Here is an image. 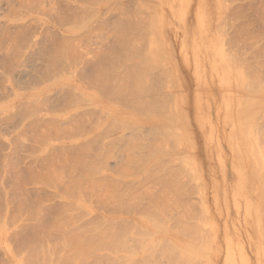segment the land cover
<instances>
[{"label": "bare ground", "instance_id": "bare-ground-1", "mask_svg": "<svg viewBox=\"0 0 264 264\" xmlns=\"http://www.w3.org/2000/svg\"><path fill=\"white\" fill-rule=\"evenodd\" d=\"M31 1L33 2V0ZM169 1L171 2V11L175 28L177 27V20L179 19L181 25L184 27L183 31L187 32L186 41L188 47L189 45L191 46V53L197 65L195 83L199 97L202 98L203 95H205V85L209 75H223L222 93L225 101V110L227 111V122L232 124L231 142L237 151L236 160L244 166L247 164H251L252 167L255 166V168H252V170L254 169L256 172L255 175H257V173L261 176L263 175V178L260 177L263 179V181H261L263 190L260 188L262 185L259 186V188L263 192H261V203L258 205V211L259 226L264 233V78L262 79L261 77L263 75L262 70L264 64L262 65L263 67L261 66L262 70L258 68L262 71L260 75L254 71L256 68L255 66L252 69V67H249V65L252 64L246 63L249 64L247 66L244 63L245 61L241 60L247 52L244 53L245 55L242 53V58L238 56L239 53L237 51L238 48H235L236 45L239 47L241 42L243 45L247 42L241 38L243 27L242 29H240L241 27L238 28L239 30L235 29L237 31L234 30L235 33L231 30L234 33L233 37L229 36L227 33L228 31L230 33V28L228 29L226 27L228 24H232V22L230 23L229 21L236 19L239 14V11L237 12L236 9L232 7L234 11H232L231 16H228V13L231 11V4L235 0H213V4L218 7V12L216 13H219V19L217 21L220 23L219 25H215L212 9L211 15L208 14L209 8L207 7V0H199L202 4L198 2L195 18L197 24L194 23L195 25L187 22L188 20L185 17L186 4L190 3L189 0H129L128 2L127 0L124 2L122 0H58V3L56 0H50L49 5H47L50 9L47 10V7L42 8L40 4L34 2L33 6L36 7V10L37 8H41L39 10L41 15L48 17V19L44 17V19L37 18V21L48 26V28L46 27L47 30L49 27L57 29L55 31L60 33L63 37L57 36V39L58 37L61 38V41L55 39V41H58H56L57 43L53 41L55 42V47L51 56L47 58L49 59L51 57L50 60H48L50 62V65H47L48 69L44 68L45 71L47 70L45 74H41L42 76L39 77V80H35L36 84L32 83V85L27 87L23 85L24 88L19 86L21 83V78H19L18 82L15 83L16 88L13 90L11 102L1 106L0 109H16V114L18 111L24 118L28 119V117H32L35 119L33 123L31 121L34 119L31 118L32 120L29 122L31 125L28 127L33 130L35 129L34 132H39H36L37 135L33 134L35 136L32 141H34L35 146L32 152L36 155L35 157L39 158L37 160H40V166L37 167L35 165L38 168L35 170L34 168L32 169V166L28 169V172L26 171L32 174V178L28 180H32L34 184L39 186L42 185V187L48 186L52 188V186L55 187L58 185L59 187L62 185L61 187L63 188L61 205L55 208V210L53 209L55 213L52 215L49 222H44V216L50 213L47 209L45 210V205H43L44 202L42 204L34 199L37 204L28 202L31 204L26 211L30 214L27 216L26 221L30 223H23L24 226L23 224L20 226V232H17L15 229L16 234L13 235L14 241L18 239L20 242L23 240L24 234H26L24 239L28 240L30 237V242H43V247H45L46 242H49L48 247L46 245L47 248L45 249L41 248L42 250H40V248L36 247L38 249L35 250L38 251L36 254L38 255L41 253L42 257L38 259L41 263L35 259L34 261H36V263L51 264L53 261V263L56 262L58 264H103L104 262H107V264H158V260H162V262L164 261L166 264H211L209 251L206 248L207 245V247L210 246L211 240L210 237L207 236L208 234L206 235V233L203 232V223H207L208 219L204 216V211L198 208V205L201 204V198L198 200V205L194 203L197 207L193 205V203H190L191 201L188 202L190 197L187 202L188 204H192L189 207L194 209L197 208L196 211L199 210V214L196 213L199 215L198 217H200V214L203 215V217H200L201 220L196 218L198 222L199 220H204L203 223L201 222L200 225H194L192 221L197 217L195 214L196 211L194 209L191 210L192 208L186 209L187 207L183 205V208L181 207V211L183 212L180 211L181 215H178L180 214V209H177V225L173 223L176 221L174 219L171 223L172 220L167 219L169 216L167 217L165 212L173 205L168 198V193L170 192L167 193L168 196L165 195V188L178 190L180 186L179 174L173 173L167 166H162V169L166 171L167 174L165 178H163V176L160 177L156 171L161 168L160 153H157L162 144L153 139L151 134H153L154 137L157 135L162 136L163 142L166 144L172 143L173 146L178 148L182 146L186 147V142L189 143V141L185 139L186 136L183 134V124L187 122V120L185 121V116L182 114L177 116L180 111L177 113L178 111L172 112L168 110V105L173 102L174 98L176 100L178 96H185L182 91L178 92L180 86L178 75L175 72H171V69L169 72L162 70L167 66L166 62H168V60L169 62L171 61L169 59V49L167 47L169 43L162 39L165 34L164 31H166V18L163 6ZM21 2L32 4L29 0ZM37 3L40 2L37 1ZM62 3L65 4L63 5ZM55 4L58 7L62 4V8L66 5L67 8L65 7V9L67 10L63 9L60 12V9H62L60 7V9H58L59 11L54 13V9L56 8ZM24 6L23 4V7ZM103 9H106L104 13L107 12V9L111 12L114 10L115 13H117V18H115L112 24H108L107 27L103 24L105 19L103 20V18L100 17L104 14H102ZM215 10H217V8H215ZM227 10L230 11L227 13ZM28 11H30V9ZM36 12L37 11H31V13ZM58 12L60 13L58 14ZM115 13H113L114 16ZM94 21L99 23V26H95L96 28L93 26ZM191 25H193V27ZM226 29H228L227 32ZM93 34L94 36L97 35V38L101 39L103 42L112 35L115 39L113 42L114 44H107L106 46L103 44L104 46L102 48L105 50L102 48L98 50L85 49L83 46L87 43L88 36ZM55 35L56 34L53 36L55 37ZM230 35L232 34L230 33ZM80 38L83 39L81 43L87 38L85 41L86 43H84V45L82 44L83 46H79V41H81ZM89 44L91 45V43ZM169 46L172 50V42H170ZM239 48H241V46ZM259 50L257 51L259 52ZM172 51L174 52V49ZM260 52L261 54L263 53L262 51ZM200 58L203 60L198 62ZM66 59L69 63L65 62ZM90 60L93 62H88ZM258 60L261 61V59ZM206 61L208 63V65H206L207 68L205 72H202L200 65ZM61 62L63 67H66L67 64L76 67L82 62L87 66L88 70L90 68V75H82L81 77L80 72L77 71L76 75L78 76L79 74V77H81V79L79 78L81 80L80 84L78 79H76L78 77H73L70 75L71 73H60L62 70L65 71L63 67V69L58 67ZM168 65L170 66L171 63H168ZM26 67L24 66V70H21V74H19L23 76V78L29 70ZM56 67L59 68L60 71L57 73L59 75L54 76L52 72L54 70L56 71ZM176 67L178 68L177 65L175 68ZM40 68H42V66H40ZM52 68L55 69L53 70ZM68 68L66 67L65 72H68ZM73 68L71 67V69ZM171 68H173L172 65ZM177 71L179 72V70ZM83 73L86 74L85 72ZM179 77L181 76L179 75ZM205 78L206 82H204ZM164 79H170L171 82H173L175 94H167L168 96L161 95L162 82ZM180 80L183 81V79ZM53 94H65L60 102L62 103L63 101L64 104L68 101V105L66 106V103L65 106L62 104L64 109L61 108L62 110L60 111H57V104L56 106L51 104V107H49V102L54 101ZM53 103H55V101ZM41 107L43 110H46L48 118L46 123L44 122L45 118L41 117L43 115ZM91 110L95 113L99 111L98 114L96 113L98 117L96 115L95 117L101 119L97 120L94 119L95 117H92L93 119L90 118L91 121H94V123L96 121H101V123L97 122L98 124H94L89 119L86 120L87 117L94 116L95 113ZM90 111L92 113H90ZM83 119L87 122H84ZM11 121L12 120L9 122ZM85 124L86 126L92 124L94 126L91 127L90 130H88V128L87 131H82L81 129ZM32 125H34V128L31 127ZM100 125L103 126V128L105 127V131L110 130L111 133H109L111 135L112 131L114 133V131L118 129L120 132V130L124 128H132L133 136H131V132L127 133L130 134L131 138L133 137L132 139L124 135L125 133L122 135L119 133V136L123 140L122 142L127 143L126 145L129 146L120 143L121 141H116L118 138L121 140L120 137H115V141L112 137L111 142L106 141L104 138L108 133L107 131L106 134L102 133ZM139 126H147L148 128H139ZM29 131L31 130L29 129ZM29 131L27 130V132ZM116 131L114 134H118ZM133 131L135 134L139 132L138 134L143 139L145 138L143 140L138 135V140L141 138L140 140L143 142H141V145L140 141L139 143H135V141H137L135 140L137 136L135 137ZM20 132L22 133V131ZM103 134L104 137H102ZM148 134H150L152 138H150ZM31 135L29 137H31ZM101 137L103 141H106V145L100 142ZM23 138L26 137L24 136ZM23 138L22 141H25ZM126 138L127 142H125ZM147 138L148 140H146ZM149 139H153V142L149 141ZM144 141H147L146 144ZM19 142L21 143V141ZM117 143H119V146ZM188 145L191 146L192 144L189 143ZM147 146L153 149L151 158L148 159L147 163L141 165L143 160H141L142 154L140 152L142 148L144 149ZM190 146L188 147L191 148ZM112 147L116 149L114 148V151H112ZM119 147L123 149L119 150ZM125 148L126 152L124 150ZM147 150L148 149L145 151ZM119 151H123V153L121 152V154ZM126 153L128 160H125V157H127ZM173 155H177V153L175 154V152H173ZM173 155L170 156L174 157ZM115 156L116 159L120 157L123 163H127L126 165H123L122 162L119 163L122 164L121 166L119 165V168L117 167L118 171H115L118 177L115 174H111L110 172L114 171L107 167ZM164 157L166 158V156ZM164 157L163 159H165ZM105 160H109V164L105 162ZM6 163H8V161ZM12 164L10 167H12ZM105 165H107L106 168L108 170L105 169ZM115 166L118 165L115 164ZM6 167L9 169V165ZM15 168L17 167L15 166ZM139 168L142 171L140 172L143 175L142 178L141 174V176L139 173L136 175L134 172V170ZM103 169H105L104 171L110 170L109 174L111 175L107 174L108 172H104L102 175L101 172ZM186 169L187 167L183 170L185 171ZM4 170L7 171L6 168ZM8 171L11 170L9 169ZM99 172L102 176L98 175ZM118 172H121L119 173L121 176H119ZM16 173L18 174V170ZM29 174H27L26 177H28ZM105 174L107 175L105 176ZM12 175L10 174V176ZM24 184L27 185L28 183L24 182ZM19 185H21V183H19ZM122 185H125L126 190L125 188L123 189L124 186L122 187ZM135 185H139L138 188ZM140 185L143 186L140 187ZM131 189L133 190L130 191ZM129 191L131 193H129ZM21 195L23 196L24 194L22 193ZM28 198L27 200H29ZM180 198L181 196H179V199ZM185 198L186 197H184V199ZM18 203L20 205L21 201ZM92 204L95 208L92 207ZM110 204L116 206L117 212L121 211L127 217H119L124 214H118L119 216L115 217L116 214L109 211L113 216H108V214L107 216L100 215V217L98 216V220L90 222L89 224H82L80 221L84 217L77 214L81 212H74L77 209L83 212V216H89L90 214H94L93 211L98 207L97 205L101 208L103 207L102 209H107ZM19 205H17L18 208ZM22 205L24 206V204ZM22 205L21 207H23ZM17 206H15L16 210ZM201 206L202 204L199 207ZM106 209L104 210L107 211L108 209ZM136 211L142 212L140 216H138L139 219H133L131 216V212L135 215L134 213ZM170 211L171 210H169V213H171ZM127 213L131 215L128 216ZM173 214L172 217L175 218V214ZM189 214L193 215L191 216L193 219L188 216ZM1 217L2 216H0V218ZM189 219L192 225L189 224ZM0 222L2 223L4 221L1 220ZM1 223L0 242H6L8 233L4 224ZM206 223H204V225ZM201 226L203 227L202 229ZM200 233H204V237L206 236V238H209L210 242L205 243L204 241H207L205 238L203 240L204 243L200 242L199 240L203 237ZM51 242H53L52 245L50 244ZM132 244H134V246H132ZM38 245L41 246V244ZM19 249L21 248L19 247ZM37 257L38 256H36V258ZM212 262L213 264L215 263L214 261Z\"/></svg>", "mask_w": 264, "mask_h": 264}, {"label": "rangeland", "instance_id": "rangeland-1", "mask_svg": "<svg viewBox=\"0 0 264 264\" xmlns=\"http://www.w3.org/2000/svg\"><path fill=\"white\" fill-rule=\"evenodd\" d=\"M21 1L25 2V0H21ZM21 1L20 0H0V108H1V106L6 105L7 103L11 102V99L13 97V90L16 88L15 83L18 82L19 78H21V80H22V81L20 80L21 83L19 84V86L22 88L23 85H25V87H27L29 85H32V83L36 84V81L39 80V77L42 76L41 74H43V73L45 74V72L47 70L45 71L44 68L48 69L47 65H50V62L48 60H50L51 57L49 59H47V58H48V56H51V54L53 53V50L55 47L54 43L57 40L61 41V38L63 37L60 33L55 31L57 29H54L53 27H49V29L47 30L48 26H45L42 22L37 21L38 20L37 18L48 19V17L42 16L41 13L39 12V10L41 8H37V10H36V7L33 6V3L35 2L36 4H40V7L44 8V7H47V5H49L50 0H33V2L31 0H29L30 2H32L31 5L26 4V3H22ZM37 1L40 3H37ZM56 1L58 3V0H56ZM122 1L124 2L126 0H122ZM128 1L129 0H127V2ZM189 1H190V3L186 4L185 17L188 20L187 22H189L191 24H194V23L197 24L195 18H196V12L198 9V2L200 4H202V3L199 0H189ZM23 4L25 5L24 7H23ZM62 4H60L61 6H59V7L55 4L56 8L54 9V11H55L54 13L59 11L58 9H60V7L62 8V6L64 5V4L63 5ZM65 7H66V5L62 9H60V12L63 9L67 10V9H65ZM207 7L209 8V10H208L209 15H211V9L213 11L212 14H213L214 19H215V25H219L220 23L217 22L219 19V13L218 14L216 13V12H218V7L213 4V0H207ZM232 7H234V9H236L237 12L239 11L238 12L239 14H238L236 19L229 21L230 23L232 22V24H230L232 26H230L228 24V26L226 27L228 29L230 28L229 30H230V33L232 35H230L228 29H226V32L228 31L227 33L229 34V36L233 37V34L235 33V31L239 30L238 28L241 27L240 29H242V27H243V30L241 32V38L243 40H246L247 44L245 43L243 45L242 42H241V44L239 43L241 48H239L240 46L238 47V45H236L235 48H238V50H237L239 53L238 56L239 57L241 56L240 58H242L243 57L242 55L247 52L246 55L244 54L245 56L241 60L245 61L244 62L245 64L246 63L252 64V65L246 64L247 66L249 65L250 68L252 67V69L255 66L257 69L255 68L254 71H256L258 74L261 75V72L263 71L262 74L264 75V68L262 70V67L264 66L263 65L264 64L263 63V61H264V59H263L264 58V0H235L231 4V7H230L231 11L227 10V13L230 11L228 13V16H231L232 11H234V9ZM215 8H217V10H215ZM29 9H30V11H28ZM47 9H50V7L48 6L46 8V10ZM163 9L165 10V18H166L165 19V29L167 31V32L164 31V33H165L164 35H169V36L163 35L162 39H163V41H166L167 43H169V45H170V42H172V45H173L172 47L174 49V52L172 51L173 49L171 50V47L166 43L167 47L169 49V56H170L169 59L171 61L169 62V60H168V62H166L167 66H165V68H163L162 70L169 72L171 69V72H175L178 75L179 85H180L178 88V92L182 91L185 95L182 97L178 96L176 98V100L174 98L173 102L168 105V110H170L172 112L178 111L177 113H179V111H180V113L177 116H179L180 114L185 116V121L187 120V122L185 124H183V131H184L183 134L186 136L185 139H187V141H189V143L192 144L190 146V145H188L189 143L186 142L187 143L185 145L186 147L182 146V147L178 148V147L173 146L172 143L166 144L165 142H163L162 136L157 135L156 137H154L153 134H151L153 139H155L157 142L158 141L161 142V144H162V146H160L159 151L157 153V154L160 153L159 155L161 158V161H160L161 162V168L156 170L157 174L160 177L161 176H163V178L166 177V175H167L166 171H164L162 169V166H167L169 169H171L173 171V173L179 174L180 186H179L178 190L177 189L171 190L169 188H165V195H167V193L170 192V193H168L169 196L168 195L167 196L171 200L172 205H173V206H171L172 208L171 207L168 208L169 210H171L170 211L171 213H169V210H167L165 212V215L167 217L168 216L171 217V218H169V217L167 218L168 220L169 219L172 220L171 223L173 222V219L176 220L173 223L174 224L176 223V225H177V219H178V217H177L178 210L177 209H180L179 210L180 214H178V215H181V212H183V211H181V207L183 208V206H186L187 207L186 209H188V208L191 209L192 207H189V206H191L192 204H190V203H193V205H196L194 203H197V205H198V203H199L198 200L201 198L200 200H201L202 206L199 207L201 205V204H199L198 208H199V210L202 209V211H204L203 212L204 216H206L208 219L207 223L204 222V220L200 221L201 220L200 217L201 216L203 217V215L200 214V217H198L199 215H197L196 213H198L199 210L196 211L197 208L196 209L192 208L191 210L194 209L196 211V212L194 211L195 214L197 215V217H195V219L196 218L200 219L199 222L197 221L198 219H196V220L194 219V221H192L193 218L191 216H193L192 215L193 213L191 215L189 214L188 216L192 218V219L191 218L190 219H191L192 223H194V225H200L201 222L206 223L205 225L203 223L204 228L201 226V229L202 228L204 229L203 232H205L206 235L208 234L207 236H209L210 240H211V244L209 243L210 246L209 247H207L208 245L206 246V248L209 251V256L211 258L210 259L211 264H213L212 261L215 262L214 264H264V233H263V230H261V227L259 226V211H258V205H259V203H261V192H263L262 191L263 185L261 183V181H263V179H261L260 177L263 178V175L261 176L259 173H257V175H255L256 172L254 171V169L252 170V168H255V166L252 167L251 164H247L244 166L242 163H240L236 160L237 151L235 150V147L233 146V144L231 142L232 124L230 122H227V120H228L227 119V111L225 110L226 109L225 101H224V96L222 93L223 75H219V74H215V75L213 74L212 75L211 74V75H209L207 82H206V78H205L204 82H206L205 86L207 87V88L205 87V92H204L205 95H203L202 98L199 97V93L196 89V83H195L196 82L195 76L197 73V67H196L197 65L193 59L194 58L193 54L191 53V46L189 45V47H188V44L186 41L187 32L183 31L184 27L181 25V22L179 21V19L177 20L178 24H177V27L175 28L170 1L167 2V4H165L163 6ZM201 9H202V7H201ZM105 10L106 9H103L102 14L104 13ZM31 11L32 12L37 11L39 13L38 14H36L37 12L31 13ZM60 12H58V14ZM112 12L109 9H107V12H105L106 14L104 13L105 15L103 14L102 16H100L101 18H103V20L105 19V21H103V24L106 25V27L108 24H112L114 22L115 18H117L116 17L117 13H115V11H114L113 12V13H115V16H114V14ZM47 16H50V15H47ZM95 22L96 21H94V25H93L94 28H96L95 26H99V23H97V22L95 23ZM92 24H93V21H92ZM191 26L193 27V25H191ZM244 26H245V28H244ZM50 30H52V31H50ZM170 30H172V31H170ZM186 30H187V28H186ZM53 33L56 34L55 35L56 38L53 36L54 35ZM57 36H59L61 38L58 37V39H57ZM93 36H94V34L88 36V39L86 38L87 41L85 39V41L88 44L91 43V45L90 44L88 45L85 41L83 43H81L83 39L80 38L81 41H79V46H83L84 43H86L83 46L85 49L98 50L99 48H102L104 45L106 46L107 44L108 45L114 44L113 42L115 41V39L112 35L108 37L109 40L106 39L104 42L101 41V39L97 38L98 37L97 35H95L96 37L94 36V38H93ZM83 37H85V36H83ZM165 37L166 38L168 37V38L166 39ZM55 39H57V40L55 41ZM90 39H92V40H90ZM78 40H79V37H78ZM53 41H55V42H53ZM88 41H90V42H88ZM91 41H93V42H91ZM87 45H88V47H87ZM102 49L105 50L104 48H102ZM257 50H259V52ZM260 51H262L263 53L261 54ZM173 54H174V56H173ZM171 56H173V57H171ZM174 59H175V61H174ZM258 59H261V61ZM37 60H38V62H37ZM200 60H203V59L200 58L198 62H200ZM257 60L259 63L257 62ZM243 61H241V62H243ZM65 62L69 63L67 61V59ZM88 62H93V61L90 60ZM66 63H65V65H66ZM168 63L169 64L171 63L173 68H171V65L169 66ZM28 64H29V66H28ZM176 65L178 66V68L176 67L177 69L175 68ZM206 65H208L207 61L200 65L202 72H205V70L207 68ZM24 66L25 67L27 66L26 68L29 69L30 71L28 70L29 75L27 73L26 75H24V78H23V76H21L19 74H21V70H24L23 69ZM40 66H42V68H40ZM68 66L70 69L68 68ZM29 67L33 68V69H30ZM58 67L59 68L63 67L62 62L60 63V65ZM66 67L68 68V72H65ZM66 67H63L65 69V71L62 70L63 68L61 69L62 71H60L59 68H57V67H56V71L54 70L55 68L54 69L52 68L54 70L52 72V74H54V76H57V75H59V74H57V73H59V71H60V73L61 72L69 73V74L71 73L70 75H72L73 77H75V78L78 77L76 79H78L79 83L81 81L80 79H81L82 75L83 76L84 75L85 76L90 75V68L88 70L87 66L82 62H80L76 67L71 66L69 64H67ZM71 67L72 68L74 67V68L71 69ZM258 68H260L262 71H260V69H258ZM81 69H83V70H81ZM31 70H33V71H31ZM87 70L89 73L87 72ZM177 70H179L180 73ZM77 71L80 72L81 77H79V74H78V76L76 75ZM83 72H85V73L87 72L86 73L87 75L84 74ZM179 75L182 78L179 77ZM263 75L261 76L262 79L264 78ZM180 79H183V81ZM168 81H170V82H168ZM184 81H185V83H184ZM182 84H183V86H182ZM173 85L174 84H173V82H171L170 79H166V80L164 79L162 82L161 95L168 96L171 94H175V90L173 88ZM60 95L59 94H53L54 97L53 96L52 97H53V100L55 101V103H53L54 101L51 100L52 102H49L50 105H48V106L51 107V104L56 106V104H57L58 110L57 109L56 110L57 111L62 110L61 108H63V106H62L63 101H62V103L60 101L62 100V97L65 94H62L61 96ZM55 98H56V100H55ZM67 102H65L66 106L68 105ZM65 103L63 104L64 106H65ZM194 104H195V106H194ZM48 106H45V107H48ZM59 106H61V107H59ZM52 107H54V106H52ZM54 108H56V107H54ZM41 111L43 114L41 117L45 118V120L44 119L43 120L46 123V121L48 120L47 115H46V110H43V108H42ZM91 111H90V113H92V112L95 113L94 111H92V112ZM95 111H97V110H95ZM195 111L197 114L195 113ZM96 113L94 114V116H90L89 118L87 117L86 120L89 119L91 121L90 118L95 117V115L98 117L97 114L99 113V111L97 114ZM17 114H16V109H12V110H4L3 108L0 109V135H1L0 136V216L3 217V218L1 217L2 219L0 218V221L1 220L4 221V222H2V223L0 222V223L4 224V226L7 230V233H8L7 241L6 242H0V264H38V263H36V261H39L38 259H40L42 257H41V253L38 255L36 254V252L38 253V251H35L37 249L36 247L40 248V250H42L43 248L45 249L48 247L49 242H46L47 247H46V245H45V247H43L44 246V244H42L43 242L42 243L41 242H39V243L30 242V240H31L30 237L28 240L24 239V236H26V234H24L23 240H21L20 242L18 241V239L16 241H14L15 239H14L13 235L16 234V230H17V232L18 231L20 232L19 229H21L20 226L23 223L24 224L30 223L29 221L28 222L26 221L27 216L30 215L29 212H26V211L29 209L28 207H30L31 203L37 204V202H39V203L41 202L43 204V202H44L43 205H45V210L47 209V211L50 212V213H47L45 215L46 217L43 214L44 222L45 223L49 222L50 218L55 213L53 211V209L55 210V208H57L58 206L61 205V201H62L61 196L63 193V188L61 187L62 185L59 186L61 188H59L58 185L55 187L52 186V188H50L48 186L42 187V185L39 186L37 184H34L32 180H30V181L28 180L29 178H32V174L27 173L28 169L33 166L32 169L34 168V170H35L38 166H40V160H37L39 158L35 157L36 155H34V153L32 152L33 148L35 146L34 141H32V140L34 139V136L37 135L36 132H38V131L34 132L35 129L33 130L32 128L28 127L31 125V123H29L30 120H32L34 118L31 117L32 118L31 119L28 116H27L28 119L24 118L23 115L18 113V111H17ZM100 114H101V112H100ZM197 115H198L199 119L197 118ZM94 119H97V118L95 117ZM99 119H97V120H99ZM10 120H12V121L9 122ZM86 120H84V122H87ZM31 122L34 123L35 119ZM97 122L98 121H96L95 123L96 124H98L99 122L101 123V121H99L98 123ZM41 123L43 124L42 121H41ZM92 123H94V121ZM182 123H183V120H182ZM33 126L34 125H32L31 127H33ZM84 126H86V124ZM84 126L81 129L82 131H87L88 128H89L88 130H90L91 127H93L94 125L92 124V125H88L86 127H84ZM147 126H145V127H147ZM24 127H26V128H24ZM141 127H144V126H139V128H141ZM101 128H102V133L106 134V131H107V133L109 134V136L107 134L104 138L106 141H109V142L112 141V138L115 141V139H114L115 137L116 138L120 137L119 133H120V135L125 133L124 135H127V137L129 136L128 138H130V139L133 138V137L132 138L130 137V134H127V133L131 132V136H133L132 135V130H133L132 128H129V129L124 128L123 130H120V132L118 131L119 129L117 131L115 130L116 133L118 132V134H114L115 131L113 133V131L111 130L112 135L110 134L111 133L110 130L105 131L104 130L105 127L103 128V126H101ZM29 129L32 132L29 131ZM23 130H26V131H23ZM27 130L29 132H27ZM20 131H22V133ZM124 131H126V132H124ZM102 133H101V135H102ZM138 133H136L137 134L136 135L134 132L135 137L137 136V139L135 138V140H137V141H135V143H137V142L139 143V141H140V145H141L143 143L140 140L142 137ZM27 134H28V136H27ZM29 134L31 135V137H29L30 136ZM33 134H35V135H33ZM104 134L102 137H104ZM189 134H191V135H189ZM101 135H99V136H101ZM138 135L141 137V138H139V140H138ZM148 135L150 138H152L150 134H148ZM22 136L23 137L25 136L26 138H23ZM21 137L25 141H22ZM102 137H101V139L100 138L99 139L101 140L100 142L102 144H104L106 141H103ZM146 137H147V135H146ZM148 138L146 140H148ZM120 139H121V137H120ZM153 139H151V140L149 139V141L153 142ZM125 140H126L125 142H127V138ZM19 141H21V143ZM116 141H121L120 143H123L125 145L127 144V143L122 142L123 141L122 139L119 140V138ZM149 141H148V143H149ZM128 142H129V139H128ZM144 142L146 144L147 141H144ZM117 144L119 146V143H117ZM117 144H116V146H117ZM104 145H106V143ZM126 146H129V145H126ZM164 146H166V147H164ZM188 146H190L191 148H189ZM114 148L115 147H112V149H113L112 151H114ZM126 148H128V147H126ZM126 148L124 149L125 152H126ZM120 149L122 150L123 148L119 147V150ZM146 149H148V150L145 151ZM177 149H178V151H177ZM152 151H153V149L150 146L149 147L147 146L144 149L143 148L141 149V152H140L142 154L141 160H143V163H141V165H144V163H147L148 159L151 158ZM119 152L123 153V151H119ZM173 152H175V154L177 153V155H173ZM143 154H144V156H143ZM170 155L171 156L173 155L174 157H171ZM121 156H123V155H121ZM126 156H127V153H126ZM164 156H166V158ZM186 156H188V157H186ZM124 157H125V155H124ZM163 157L165 159H163ZM110 158H112V157H110ZM118 158L119 159H116V156H115V158L113 160L109 159V160H111L110 165H108V166L105 165L104 166L105 169H107L106 168V166H107L109 169H111L114 172L118 171L117 169L119 168V165L121 166V164L123 163L122 159H120V157H118ZM11 160H12V162H11ZM109 160H107V161L105 160V162L108 163ZM123 160H124V158H123ZM125 160H128V156L125 157ZM7 161L9 164L6 163ZM120 162H122V163L119 164ZM12 163H14V164H12ZM164 163H166V164H164ZM11 164H12V167H10ZM115 164L118 166H115ZM126 164L127 163H123V165H126ZM7 165H9V169L11 171H8L9 169L6 167ZM103 165H104V163H103ZM250 165H251V167L249 168ZM15 166L17 168H15ZM178 166H181V167H178ZM186 167H187V169L184 171L183 169ZM3 168L4 169L6 168L7 171L4 170ZM24 168H26V169H24ZM105 169L102 170V172H101L102 175L104 174V172L105 173L108 172L107 174H109L110 170L104 171ZM121 169H122V167H121ZM17 170H18V174L16 173ZM19 170H21V171H19ZM138 170H140V168L137 170H134L135 174L138 175V173H139V175L140 174L142 175V173H140L142 171L141 170L138 171ZM12 171H14V172H12ZM119 171H120V169H119ZM114 172H110V173L116 175V172L115 173ZM121 172H122V170H121ZM121 172H118V174ZM25 173L29 174L28 177H26L27 174H25ZM10 174L11 175L13 174V175L10 176ZM101 174L99 172L98 175L102 176ZM107 174H105V176ZM111 174H109V175H111ZM195 174L197 177L195 176ZM116 176L118 177V175H116ZM119 176H121V174H119ZM142 177H143V175L141 176V178ZM195 178H197V179H195ZM17 181L18 182L21 181V182H19V183H21V185H19V183ZM23 181L25 183L27 182L28 184L27 185L24 184ZM259 183H261V184H259ZM15 185H16V187H15ZM17 185H19V186H17ZM132 186H134V185H132ZM135 186H137V185H135ZM138 186H137V188H138ZM142 186L143 185H140V187H142ZM259 186H261L260 188L262 190L259 188ZM122 187H123V189L125 188V190H126L125 185H122ZM19 188H20V190L22 189L21 192H20ZM133 189H134V187H133ZM133 189H131L130 191H132ZM25 190H27L28 193ZM127 190H128V187H127ZM130 191H129V193H131ZM16 192H18L19 194ZM15 193L18 195H16ZM22 193L24 194L23 196L21 195ZM179 196H181L180 199H179ZM183 196L186 197L187 199L186 198L184 199ZM20 198H22V199H20ZM24 198H26V199H24ZM27 198L30 201L27 200ZM188 198H189V201H188ZM18 199H19V201H18ZM258 200H259V202H258ZM20 201L22 204H24L25 207L21 203L19 205L18 202H20ZM187 201L188 202L191 201L189 203L190 205L188 204ZM28 202H31V203H28ZM177 202H179L180 204ZM51 204L52 205L54 204V205L52 206ZM186 204H188V205H186ZM17 205H19L20 209L18 208ZM21 205L23 207H21ZM174 205H175V208H174ZM197 205H196V207H197ZM255 205H256V208H255ZM15 206H17V210H16ZM54 206H56V207H54ZM97 206L98 207H96V209L93 211L94 214H92V215L90 214L89 216H83L82 215L83 212L76 209L77 211L75 210L74 212H76V213L81 212V213H77V214L84 217V218H82L80 223L89 224L90 222L98 220L100 215L101 216L102 215L107 216V214H108V216H113L111 213H115L117 215V216L115 215V217H118L119 216L118 214H120V215L124 214L121 211L117 212L116 206H113L112 204H110L109 207H107L108 210L106 208H104L107 211L102 209L103 207L101 208V207H99V205H97ZM92 207L95 208V206H93V204H92ZM48 209H50V210H48ZM191 210H189V211H191ZM51 211H52V213H51ZM4 212H5V214H4ZM26 213H28V214H26ZM141 213H142L141 211H136L134 213L136 216L133 215L132 212H131L132 215L130 213L129 214L127 213V215L128 216L131 215L132 218L134 219V218H138V216H140ZM173 213L175 214V216H174L175 218L172 217ZM119 217H127V216H125V214H124V215L119 216ZM176 217H177V219H176ZM6 219H7V221H6ZM190 219L188 221H189V224L192 225V223H190ZM186 220H187V218H186ZM188 221H187V223H188ZM171 223H170V225H171ZM24 224H23V226H24ZM172 227H173V224H172ZM174 227H175V225H174ZM210 233H211V235H210ZM203 234L204 233H202V234L200 233V235H203ZM200 238H201V236H200ZM204 238H205V240L207 239V241H204L205 243L210 242L209 238H206V236L204 237V235L199 241L204 243L203 242ZM38 244H41L42 247ZM50 244L52 245L53 242H51ZM18 246L21 249H19ZM132 246H134V244H132ZM36 256H38V257L36 258ZM214 258H215V260H214ZM35 259H36V261H34ZM39 262L41 263V261H39ZM158 262L160 264H166V262L163 261L164 262L163 263L162 260H158ZM52 263H53V261H52ZM54 263L58 264L56 262H54ZM104 263L107 264V262H104ZM140 263H142V262H140Z\"/></svg>", "mask_w": 264, "mask_h": 264}]
</instances>
